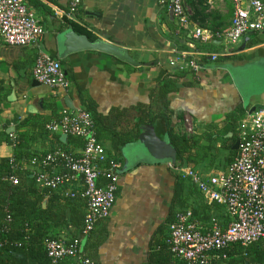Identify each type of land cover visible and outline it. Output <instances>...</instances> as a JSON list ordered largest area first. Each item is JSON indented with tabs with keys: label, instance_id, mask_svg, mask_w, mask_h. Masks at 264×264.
<instances>
[{
	"label": "crops",
	"instance_id": "obj_1",
	"mask_svg": "<svg viewBox=\"0 0 264 264\" xmlns=\"http://www.w3.org/2000/svg\"><path fill=\"white\" fill-rule=\"evenodd\" d=\"M25 1L45 33L39 45L19 47L0 40V131L9 130V134L14 133L17 138L24 134V147L42 157V152L48 151L50 145L37 137L36 129L42 123L45 129V124L58 119L65 109L84 110L86 107L80 97L83 94L101 127H108L100 132L99 143L107 155L117 158L121 165L117 200L109 217L100 221L92 232L91 259L96 264H176L168 250L162 252L153 245L165 237L161 227L171 214L179 177L168 166L173 162L166 130L160 124L143 126L140 137L121 145L118 155L113 150V137L134 126L137 108L161 110L170 116L179 132L186 117L195 128L188 136H202V145L211 146V139L213 142L220 139L225 143L223 150L227 151L219 157L212 146L214 150L201 160L198 158L194 170L205 176L224 172L232 161L229 158L231 139H239V124L243 119L233 126L226 116L238 105L245 113L264 107V89L258 88L252 79L254 76L260 82L264 80V30L246 35L233 47L231 55L225 56L218 41L209 45L195 42L190 31L179 27L161 4L162 0H84L73 21L66 16L72 0ZM184 1L192 13V27L224 30L230 26L231 0ZM68 23L75 24L78 31ZM71 30L90 42L101 40L118 45L136 64L93 50L61 56L58 35ZM83 31L89 36L80 33ZM39 49L60 61L71 83L67 91L52 89L34 80L33 68ZM185 53L186 58L193 56L201 64L198 74L181 69L180 63L171 65L172 60ZM204 54L219 57L213 62ZM167 75L182 76H174L178 89L167 95L166 106L162 107L156 84ZM190 82L196 85L187 86ZM22 121H26V125L20 127ZM121 138L115 140L122 141ZM79 142L84 146L81 138H72L62 147L80 153L83 146H79ZM150 143L159 152H151ZM13 149L0 147V157H10ZM25 168L35 173L32 166ZM184 184L186 210L192 211L195 207L191 189L208 203L190 181L184 180ZM186 210L178 209L176 213ZM64 233L72 236L67 228L49 229L50 236ZM236 251L234 258L240 255V249ZM151 257L154 258L152 263Z\"/></svg>",
	"mask_w": 264,
	"mask_h": 264
},
{
	"label": "built area",
	"instance_id": "obj_2",
	"mask_svg": "<svg viewBox=\"0 0 264 264\" xmlns=\"http://www.w3.org/2000/svg\"><path fill=\"white\" fill-rule=\"evenodd\" d=\"M84 0H72L66 14L73 21ZM212 2V0H209ZM233 17L224 30L192 27V13L184 0H162L161 4L176 19L179 27L191 32L199 45L218 41L222 54L231 55L233 47L246 35L264 30V3L262 0H231ZM44 28L25 0H0V40L12 46L39 45ZM217 61L218 54H210ZM187 54L171 61L181 69L198 74L202 69L198 60ZM34 80L52 89L67 91V80L59 60L38 50L33 68ZM192 131L191 120L184 119ZM50 134L81 138L84 146L80 153L67 151L62 146L33 157L30 166L33 177L43 189L60 192L65 199H83L86 203L84 228L77 238H47L44 248L51 264H95L82 252V241L96 225L110 215L117 200L121 165L109 161L106 149L99 143L90 113L85 110L65 109L58 119L45 124ZM13 147L17 136L9 134ZM240 145L235 159L224 172L202 175L198 171L169 163V168L181 179L190 181L208 202L225 208L228 221L223 224L212 218L208 224L197 220L191 210L178 212L169 225V251L178 261L188 264H221L228 253L247 248L264 240V107L247 111L239 125ZM12 169L16 164L11 161ZM37 169V170H36ZM104 180L102 185L98 182ZM13 185L17 178H8ZM12 219L7 215L0 227L1 237L10 230Z\"/></svg>",
	"mask_w": 264,
	"mask_h": 264
},
{
	"label": "trees",
	"instance_id": "obj_3",
	"mask_svg": "<svg viewBox=\"0 0 264 264\" xmlns=\"http://www.w3.org/2000/svg\"><path fill=\"white\" fill-rule=\"evenodd\" d=\"M68 24L78 31L75 24ZM80 33L88 35L84 31ZM90 39L94 41V39ZM182 75H167V77L156 84L162 107L166 106L167 95L178 89L173 79L175 77H181ZM186 85L193 87L196 83L190 82L186 83ZM80 97L86 107L84 110L90 113L93 118L96 137L100 139V132L108 130V127L107 125L101 127L97 118L98 116H95L92 109L89 108L90 106L87 105L85 96L80 94ZM137 114L133 127L126 132L116 133L113 137L112 146L115 155H118L120 152L121 145L132 140H137L140 137V128L155 124H160L165 128L169 145L175 153L176 162L174 164L178 167L194 169V164H196L198 158L201 160L214 150L211 145H202L204 137H191L187 133L176 131L170 116L161 112V110L154 111L148 109L144 111L141 108H137ZM244 115L245 110L241 105H238L233 113L226 116V119L230 123L235 124ZM234 124L233 126H237ZM24 125H26V121H22L20 127ZM36 130L37 137L44 142L47 141L50 145V149L42 152L41 156L56 147H65L72 139L68 138L66 143H62L59 135L49 134L45 131L44 123ZM24 137V134L18 135L17 145L13 147L10 136L6 133V129L0 131V147L8 146L14 148L10 157H0V227L4 224L7 215L12 219L10 230L6 235L1 237L3 246L0 249V264H51L44 248V241L47 238L57 239L59 237L50 236L49 229L51 227L56 229L67 228L72 236L66 238L80 237L84 228L86 203L80 199H65L60 192L40 189L36 185L33 173L27 171L25 167H30L31 159L36 157L38 153L28 151L27 147H24ZM117 137H122V141L115 140ZM237 140L239 139H231L229 146V158L232 161L237 154V151L233 149ZM79 146H83V143L79 142ZM108 159L109 161L113 160L119 163V160L115 157L110 158L108 156ZM11 161L16 164L15 169H12ZM10 176L17 178V185H13L8 181ZM102 180H99V185L103 184ZM184 188V180L178 177L171 214L165 225L168 230L165 231V226L161 227L165 237L162 242L153 243L154 247L162 252L169 251V225L175 217L176 210H186L187 208L186 200L183 198ZM202 206L201 208L195 206L192 209L193 216L197 220L203 224H208L214 217L225 226L228 221V216L224 207L212 202L203 203ZM92 232L85 237L88 239V242L84 249V254L89 258L92 257L90 253L94 247ZM100 243L101 241L98 242V244ZM239 249V257L234 258V251L229 252V259L221 264H264V240L254 243L247 248L239 247ZM170 255L174 258L171 253ZM153 259V257L150 258V263L153 262ZM176 264L188 263L176 260Z\"/></svg>",
	"mask_w": 264,
	"mask_h": 264
},
{
	"label": "water",
	"instance_id": "obj_4",
	"mask_svg": "<svg viewBox=\"0 0 264 264\" xmlns=\"http://www.w3.org/2000/svg\"><path fill=\"white\" fill-rule=\"evenodd\" d=\"M58 42L61 44L62 48V54L61 56L72 54L84 50H93L98 51L104 54H107L109 56H112L122 62L130 63V64H136L133 59L129 56L127 51L119 47L118 45L104 42L101 40L90 42L87 37L85 36H78L76 35L72 30L69 32H64L58 35ZM255 108L253 109V111ZM7 133L9 134L10 131L8 130ZM60 140L62 143H65L67 140L66 135H61ZM240 142L237 141L234 146V151H238ZM150 150L153 152V149L156 150L155 152H159V149L153 147V144L150 143ZM170 157L172 159V162H176L175 153L171 150L170 151ZM87 242V239H83L82 241V252H84V247Z\"/></svg>",
	"mask_w": 264,
	"mask_h": 264
},
{
	"label": "rangeland",
	"instance_id": "obj_5",
	"mask_svg": "<svg viewBox=\"0 0 264 264\" xmlns=\"http://www.w3.org/2000/svg\"><path fill=\"white\" fill-rule=\"evenodd\" d=\"M252 79H253L254 82L257 83L256 86H258V88L261 87V88L264 89V80L260 82V80L258 79V77H254V76L252 77ZM259 82H260V84H259ZM185 118H186V117H185ZM185 118H183V120H184ZM190 122H191V121H190ZM182 126H183V127H182V132L187 133L188 135H191V134H193V133L195 132V128H193V127H192L193 130L189 132V131L187 130V129L189 128V125H188V124H185L184 121H183V125H182ZM191 126H194L193 123H191ZM238 133H239V131H238ZM210 142L213 144L212 146L215 147V153H216L219 157H222L223 155L227 154V151H224V150H223V146H222V145H225L224 141L222 142V140L218 139L216 142H215V141L213 142L212 139H211ZM157 149H158V148H157ZM150 151H151V150H150ZM154 151H156V150L153 149V152H154ZM151 152H152V151H151ZM191 194H192L191 196H192V200H193L192 203H193L195 206L199 207V208L203 207L202 205H203V203H205V202H204V199L201 198V196L198 195L196 192H194L192 189H191ZM193 204H192V205H193ZM67 235H68V234L64 233V234H61V236L58 235V237H59V238H62L63 236H64V237H67Z\"/></svg>",
	"mask_w": 264,
	"mask_h": 264
}]
</instances>
